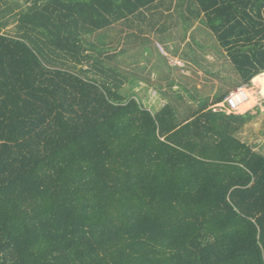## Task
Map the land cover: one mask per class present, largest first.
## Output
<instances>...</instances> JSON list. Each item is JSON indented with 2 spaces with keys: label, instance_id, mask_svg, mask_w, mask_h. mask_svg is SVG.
<instances>
[{
  "label": "trees",
  "instance_id": "16d2710c",
  "mask_svg": "<svg viewBox=\"0 0 264 264\" xmlns=\"http://www.w3.org/2000/svg\"><path fill=\"white\" fill-rule=\"evenodd\" d=\"M195 23L252 87L264 0H0V264H264L259 110L153 113L89 40Z\"/></svg>",
  "mask_w": 264,
  "mask_h": 264
},
{
  "label": "rangeland",
  "instance_id": "374dc122",
  "mask_svg": "<svg viewBox=\"0 0 264 264\" xmlns=\"http://www.w3.org/2000/svg\"><path fill=\"white\" fill-rule=\"evenodd\" d=\"M144 28H146V26H144ZM163 30H164L163 33L160 32L153 34H148L146 32L140 34L136 30H133L136 33L137 37L135 38V40H133L132 38H128L126 42H128V44L132 46L131 52H133L135 49V51L133 52L135 58L140 48H142L141 51L142 53H144L149 48V46H152L154 44V41L158 44L165 45L169 40H171V38H179V36L182 33L180 29L169 30L165 28ZM113 35L114 32H109L108 38H110L111 36L113 37ZM193 37L195 39L194 41H192L193 47H191L190 44V45H186L183 49L184 54L188 55L189 50L192 48L193 55L195 56L193 61L190 62L191 64L189 65V67L191 68L192 75L190 77H186L185 80L179 83L180 86L179 92L177 93H173L170 91H167L166 93L159 92L162 89L160 85L161 82L155 81L149 84L150 81L147 82L148 77L146 76L145 72L143 73L142 71L143 68H141L147 66L143 65L140 68H137L139 66L137 65L139 61L135 60L134 65L137 67L135 66L130 67L128 72L129 74H126V76L129 78L128 79L129 84L126 87H124L122 93L131 95L135 99L143 103L144 99H146V96L148 94L149 86L150 87L153 86L154 89L158 91L159 95L157 94V92L154 93V95L153 92H149V95L154 96L151 98L153 99L154 104L156 106L157 105L159 107L161 106V103L159 104V101L162 100L160 95L161 94L163 95V93H165L164 97L167 103H170L175 106L178 105L179 107L181 105L182 109L189 107L191 110H195L197 109V107H199L201 103L203 104L211 103V99L213 100L212 98L213 96L215 98L216 96H220L224 94L227 90L230 89L234 90L237 85V82H239L238 81L239 76L237 75V73L229 63L226 52L218 45L214 36L203 25L199 23V25L196 26L193 32ZM92 38H103V37L102 36L100 37L96 34ZM142 38L144 39L147 38L149 42L147 41L145 43L146 40H143ZM137 41H140L141 43ZM171 41L173 47L175 46L177 48L179 46L176 39H173ZM171 41L169 43H171ZM111 46L114 47L115 42H112ZM199 47L201 48L198 49ZM151 53L152 55H154L153 52ZM148 57H147V61L149 60ZM151 62H152L151 64L153 65L151 66L152 69H150V78L151 77L159 78L162 75L161 72L163 74L166 73L165 75L169 80H175L174 78L178 77L180 69H178L177 67H172L169 69L167 68V70L164 69L161 71L160 67H158L162 65L161 61H157L156 58V60H153ZM148 63L150 64V61H148ZM197 70H200L204 74L203 78H199L198 76H196L195 72H197ZM263 75L264 73L261 74L258 78L252 80L253 85L252 87H250L249 101L247 105L245 104L246 105L245 108L243 109L241 108L236 114H244L246 112L255 113L256 112L255 108L259 110V114L257 115L255 121L247 125L243 129L241 134L238 135V138L250 144H256V150L264 154V104H263L264 77H262ZM139 76L141 79L139 78ZM198 80H200V82L202 81L203 84L198 83ZM213 81H216L218 85L217 84L213 85L214 83ZM212 87H215L216 90L212 91L211 89ZM148 102L151 103V101ZM222 105L225 106L223 102ZM213 108L215 109L216 106H213Z\"/></svg>",
  "mask_w": 264,
  "mask_h": 264
},
{
  "label": "crops",
  "instance_id": "0c3cea01",
  "mask_svg": "<svg viewBox=\"0 0 264 264\" xmlns=\"http://www.w3.org/2000/svg\"><path fill=\"white\" fill-rule=\"evenodd\" d=\"M197 25H199V23H195V25L189 31H187L186 36H184V37H182V36L180 37L179 36V38H171V40H173V39L177 40V43L179 44V46L177 48L175 46L174 47L172 46V41L171 40H169L165 45L158 44V43H156L154 41V44L152 46H149V48L145 52L143 51L144 53H142V51H141L142 48L139 47L140 50L137 52V54L135 53L136 54V58L133 55V52L135 51V49H134L133 52H131L132 46L130 44H128V42H126V40L128 38H123V36L126 34V32H124L121 35V38H116V35L118 33L117 30L118 29H122L123 31H126L125 27H122V26H119V25L113 26L114 27V30L112 31V32H114L113 37L111 36L110 38H106V37L105 38H89V40L92 41V42H95L96 44H98L97 45L98 47L100 45L105 46V50H107L106 48H109L110 53L116 54V57L114 58V61L112 63L118 65L121 71L125 72L126 74H129L128 72H129L130 67L135 66L134 65L135 60L139 61L137 63V65H139V66L138 67L135 66V67L140 68L143 65L147 66V67H141V68H143V70H142L143 73L144 72L146 73V76L148 77L147 82L150 81L149 84L152 83V82H155V81H158V82L160 81L161 82L160 85H161L162 89L159 92H165L166 93L167 91H170V92H173V93H177V92L180 91L179 90L180 89L179 83L182 82L183 80H185L186 77H190L192 75L191 68L189 67V65L191 64L190 62L193 61L195 56L193 55L192 48L189 50L188 55L184 54L183 49H184V47L186 45H190V44H191V47H193L192 46V41L195 40L194 37H193V32H194V30H195ZM109 32H111V31H109ZM109 32H108V34H109ZM191 37H193V38H191ZM123 39H124V42H123ZM132 39L135 40V38H132ZM142 39L146 40L145 43L148 41L147 38H145V39L142 38ZM119 40H120V43H119ZM106 41H108V42H106ZM170 41H171V43H169ZM112 42H115V46L114 47L111 46ZM137 42L141 43L140 41H137ZM200 48L201 47H199L198 49H200ZM151 52H153L154 55H152ZM189 54H191V55H189ZM148 55H149V57H148ZM147 57L149 59L148 61H150V64L152 63L151 61L156 60V58H157V61H161L162 65L158 66V67H160L161 71L164 70V69L167 70V68L169 69V68H172V67H177L178 69H180L178 77L174 78L175 80H169V79H167V76L165 75L166 73L163 74L161 72L162 75L159 78H157V77H151L150 78V69H152L151 66L153 64L150 65L148 63ZM141 74H142V72H141ZM195 74L199 78H203L204 77V74L200 70H197V72H195ZM258 77H256V78H258ZM139 78H140V76H139ZM213 82H214L213 85L214 84L218 85V83L216 81H213ZM198 83L203 84V82L202 81L200 82V80H198ZM128 84H129V80H128V82H124V86L122 88L124 89V87H126ZM238 87H239V85H238V82H237V85H236L235 89L238 88ZM211 89H212V91L216 90L215 87H212ZM148 90H149L148 94L146 96V99H144V102L142 103V105L144 107L148 108L151 112L155 113V112H157L159 110V108H161L163 105L167 104V101H166V99L164 97L165 93H163V95L162 94L160 95L162 100L159 101V104L161 103V106L159 107L158 105L156 106L154 104V101L151 98V97H154L153 95L156 92L159 95L158 91H156L153 86H151V87L149 86ZM232 91L233 90H231V89L227 90L224 93V95L227 96ZM149 92H153V95L150 96ZM212 98H214V96ZM148 101H151V103H149ZM157 103H158V101H157ZM203 105H205V103ZM207 105H208L209 108L211 107V105H209V103H207ZM246 105H244V107H242V109L245 108ZM216 106H222V103H220V104H218Z\"/></svg>",
  "mask_w": 264,
  "mask_h": 264
},
{
  "label": "built area",
  "instance_id": "2783aa9c",
  "mask_svg": "<svg viewBox=\"0 0 264 264\" xmlns=\"http://www.w3.org/2000/svg\"><path fill=\"white\" fill-rule=\"evenodd\" d=\"M247 92H250V87L247 85L239 86L225 97L223 101L225 106H216L215 109H224L227 114H236L240 107L248 101Z\"/></svg>",
  "mask_w": 264,
  "mask_h": 264
},
{
  "label": "bare ground",
  "instance_id": "6f19581e",
  "mask_svg": "<svg viewBox=\"0 0 264 264\" xmlns=\"http://www.w3.org/2000/svg\"><path fill=\"white\" fill-rule=\"evenodd\" d=\"M246 94H247V96L250 98L249 92H247ZM249 98H248V101H249ZM248 101H247L245 104H247ZM245 104H243V105L240 107V109H241ZM240 109H239V110H240Z\"/></svg>",
  "mask_w": 264,
  "mask_h": 264
}]
</instances>
